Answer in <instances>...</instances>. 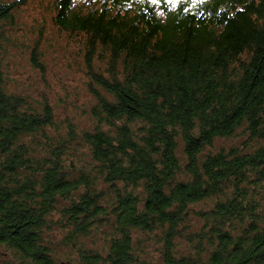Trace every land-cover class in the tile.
I'll return each instance as SVG.
<instances>
[{
  "label": "trees",
  "instance_id": "trees-1",
  "mask_svg": "<svg viewBox=\"0 0 264 264\" xmlns=\"http://www.w3.org/2000/svg\"><path fill=\"white\" fill-rule=\"evenodd\" d=\"M26 2L0 0L3 264H264V0H57L85 128L9 88Z\"/></svg>",
  "mask_w": 264,
  "mask_h": 264
},
{
  "label": "rangeland",
  "instance_id": "rangeland-1",
  "mask_svg": "<svg viewBox=\"0 0 264 264\" xmlns=\"http://www.w3.org/2000/svg\"><path fill=\"white\" fill-rule=\"evenodd\" d=\"M57 0H27L14 13L11 37L19 47L10 49L9 88L42 103L48 100L57 112L58 120L72 119L79 128L88 125V112L94 98L86 86L84 58L79 59L78 48L71 45L67 34L54 24ZM98 0H76V8L87 13L97 7ZM39 41L44 69L34 66L30 51L25 49ZM25 49V51H23ZM242 131L233 137L218 139L216 148L241 144ZM82 150H85L84 148ZM86 151V150H85ZM59 237L54 233L52 238ZM100 238L90 239L95 248L103 245ZM8 259L0 250V264Z\"/></svg>",
  "mask_w": 264,
  "mask_h": 264
}]
</instances>
